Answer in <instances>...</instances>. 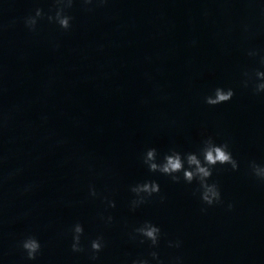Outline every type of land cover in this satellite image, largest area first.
Instances as JSON below:
<instances>
[{
	"label": "clouds",
	"instance_id": "1",
	"mask_svg": "<svg viewBox=\"0 0 264 264\" xmlns=\"http://www.w3.org/2000/svg\"><path fill=\"white\" fill-rule=\"evenodd\" d=\"M76 0H53L54 14H47V20L50 23L57 24L61 29L67 31L71 28L72 17L67 14V11L73 7ZM86 11H92L90 5H103L107 0H79ZM45 12L42 8L34 9V14H29L23 18V23L29 31H35L38 22L45 18ZM251 57H255V51L247 53ZM260 64L264 66V56L260 57ZM245 79L242 81L244 87H248L251 83L255 94L264 93V70H254L253 72L245 71L243 73ZM235 92L232 88L217 87L212 94L204 97V102L210 106L227 103L232 100ZM159 153L155 147L147 148L142 155V163L150 173H160L171 178L173 183H179L183 180L187 184H192L194 181L198 183L197 192L199 198L204 205L208 207L222 204L223 200L221 192L217 183H209L213 175V170L217 165H229L233 171L239 170V163L232 153L229 151L227 142L217 144L212 136H206L201 141V146L197 152L181 153L175 149L165 153L162 158H159ZM251 173L261 182H264V165H259L255 161L249 164ZM182 174V175H180ZM130 191L134 194V198L130 202V209L135 211L136 208L142 204L147 203L154 195L160 194V185L154 180H145L130 187ZM89 195L92 197L98 196L94 185L89 186ZM106 199V198H105ZM163 200V197H161ZM108 207L115 208V201H107ZM233 208L232 204H228V210ZM202 208L201 211H206ZM101 219L107 223H111L113 217L111 215L106 218L101 215ZM72 244L71 250L74 253L84 252L86 249L81 243L84 235V227L79 222L75 223L70 229ZM130 239L138 241L140 244L147 243L153 251L149 253V258L141 257L132 260L131 264H164V261L159 258V253L155 251L160 246L162 232L159 226L145 220L142 224L135 227L129 233ZM169 247L179 248L181 242L179 240L168 242ZM19 247L22 249L25 257L29 261L36 260L41 251V244L39 240L33 236L28 235L19 242ZM105 247L104 238L98 235L95 239L90 241V259L95 261L98 259V254ZM170 264H183V259L180 256H175L171 259Z\"/></svg>",
	"mask_w": 264,
	"mask_h": 264
}]
</instances>
